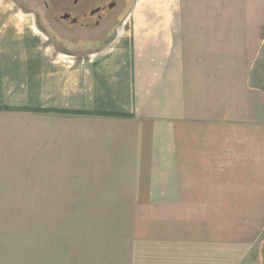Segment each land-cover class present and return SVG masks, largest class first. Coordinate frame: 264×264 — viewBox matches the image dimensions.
Wrapping results in <instances>:
<instances>
[{"label": "crops", "instance_id": "1", "mask_svg": "<svg viewBox=\"0 0 264 264\" xmlns=\"http://www.w3.org/2000/svg\"><path fill=\"white\" fill-rule=\"evenodd\" d=\"M12 4L0 0V164L45 166V195L129 198L125 264L238 263L264 214L251 2L134 0L80 65Z\"/></svg>", "mask_w": 264, "mask_h": 264}, {"label": "rangeland", "instance_id": "2", "mask_svg": "<svg viewBox=\"0 0 264 264\" xmlns=\"http://www.w3.org/2000/svg\"><path fill=\"white\" fill-rule=\"evenodd\" d=\"M253 1L249 0L251 4L246 5L251 18L248 27L251 31L261 30L264 42V0ZM133 2L124 0L113 12L116 20L111 25L100 24L90 29L95 31L91 35L89 30L54 20L48 24L49 33L33 11L16 1H12V13L15 23L20 14H28L27 21L36 22L52 53L62 52L65 54L62 58L70 57L74 65H80L95 52L87 50L106 46L114 39L117 27L132 10ZM89 42L93 44H87ZM259 43L254 44L251 54L254 58L250 57L248 65L253 82L264 87V45L260 47ZM69 50L74 54L68 53ZM47 52L45 61L49 57ZM37 60L44 61V58L40 54ZM43 66L40 65L39 71ZM35 68L29 70L31 78L38 72ZM78 100L84 105V99L78 97ZM30 135L29 160L37 161V134ZM44 168L37 163L0 164V264H125L124 250L128 243L125 234L130 232L126 224L135 216L129 212V198L45 195L48 191L43 185L41 188L40 183L42 177L43 180L48 177ZM262 216H252L253 225L257 223L258 229L247 231L254 239L259 238L255 244L239 247L240 260L236 264H264V214Z\"/></svg>", "mask_w": 264, "mask_h": 264}, {"label": "flooded vegetation", "instance_id": "3", "mask_svg": "<svg viewBox=\"0 0 264 264\" xmlns=\"http://www.w3.org/2000/svg\"><path fill=\"white\" fill-rule=\"evenodd\" d=\"M24 5L29 11H33L40 18L41 25L48 30V24L63 21L81 29L90 30L99 27L100 24L111 25L116 18L113 12L120 7L124 0H11ZM117 26V25H115ZM45 29V30H46ZM46 30V31H47ZM104 38V37H103ZM102 38V39H103ZM95 42V41H93ZM89 42L87 44H90ZM93 44V43H92ZM103 45H101L102 47ZM93 48V47H92ZM63 50H66L62 48ZM78 49V47H77ZM70 54L74 51L69 50Z\"/></svg>", "mask_w": 264, "mask_h": 264}, {"label": "trees", "instance_id": "4", "mask_svg": "<svg viewBox=\"0 0 264 264\" xmlns=\"http://www.w3.org/2000/svg\"><path fill=\"white\" fill-rule=\"evenodd\" d=\"M57 48H61L60 46H56ZM63 50V49H62ZM64 51V50H63Z\"/></svg>", "mask_w": 264, "mask_h": 264}, {"label": "water", "instance_id": "5", "mask_svg": "<svg viewBox=\"0 0 264 264\" xmlns=\"http://www.w3.org/2000/svg\"><path fill=\"white\" fill-rule=\"evenodd\" d=\"M263 252H264V249H263Z\"/></svg>", "mask_w": 264, "mask_h": 264}]
</instances>
